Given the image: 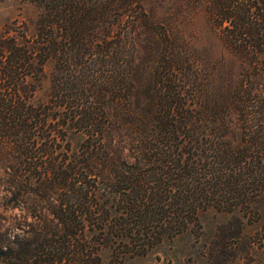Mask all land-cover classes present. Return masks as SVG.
<instances>
[{"label": "trees", "instance_id": "1", "mask_svg": "<svg viewBox=\"0 0 264 264\" xmlns=\"http://www.w3.org/2000/svg\"><path fill=\"white\" fill-rule=\"evenodd\" d=\"M24 1L35 32L0 30V264H160L136 259L202 211L264 208V0ZM161 47L190 68L147 98Z\"/></svg>", "mask_w": 264, "mask_h": 264}, {"label": "rangeland", "instance_id": "2", "mask_svg": "<svg viewBox=\"0 0 264 264\" xmlns=\"http://www.w3.org/2000/svg\"><path fill=\"white\" fill-rule=\"evenodd\" d=\"M41 7L24 0H0V30L14 22L24 23L27 32L33 34ZM207 49V50H206ZM202 49L197 58H221L222 47L217 43L213 49ZM147 67H153L150 85L144 92L147 98L165 96V89L177 84L180 71H189V64H182L174 51L161 47L158 50L143 52ZM52 64L47 65V78L34 101L42 102L47 98L51 85ZM172 72L166 79L161 73ZM175 93V92H174ZM176 94V93H175ZM72 146L78 148L82 135L71 134ZM199 225H192L174 237H166L153 247L149 253L136 259L140 263L160 264H264V208L251 211L226 212L209 208L199 215ZM111 250L102 251L105 261L110 258Z\"/></svg>", "mask_w": 264, "mask_h": 264}]
</instances>
